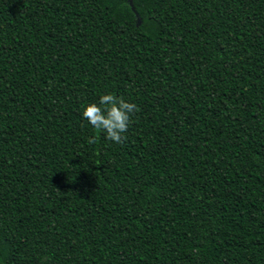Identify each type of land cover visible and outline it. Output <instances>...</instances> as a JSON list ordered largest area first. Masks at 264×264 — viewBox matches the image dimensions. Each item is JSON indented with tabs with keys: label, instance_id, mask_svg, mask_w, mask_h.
Here are the masks:
<instances>
[{
	"label": "trees",
	"instance_id": "trees-1",
	"mask_svg": "<svg viewBox=\"0 0 264 264\" xmlns=\"http://www.w3.org/2000/svg\"><path fill=\"white\" fill-rule=\"evenodd\" d=\"M0 264H264V0H0Z\"/></svg>",
	"mask_w": 264,
	"mask_h": 264
},
{
	"label": "clouds",
	"instance_id": "clouds-1",
	"mask_svg": "<svg viewBox=\"0 0 264 264\" xmlns=\"http://www.w3.org/2000/svg\"><path fill=\"white\" fill-rule=\"evenodd\" d=\"M139 111L135 103L126 102L122 97L104 94L99 98V105L88 104L82 116L97 131L105 133V139L120 144L126 139L132 116ZM97 136L88 138L89 144H96Z\"/></svg>",
	"mask_w": 264,
	"mask_h": 264
}]
</instances>
